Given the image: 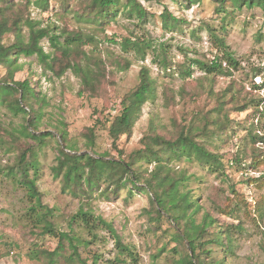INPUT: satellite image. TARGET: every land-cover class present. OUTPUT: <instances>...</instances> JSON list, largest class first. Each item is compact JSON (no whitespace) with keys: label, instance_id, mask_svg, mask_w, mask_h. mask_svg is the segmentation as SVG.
<instances>
[{"label":"rangeland","instance_id":"374dc122","mask_svg":"<svg viewBox=\"0 0 264 264\" xmlns=\"http://www.w3.org/2000/svg\"><path fill=\"white\" fill-rule=\"evenodd\" d=\"M30 1L29 17L36 22L35 28L48 29L50 34L58 36L61 42L63 30L71 32L81 28L84 32L92 33L86 26L79 27L73 14L62 16L55 1L49 2L48 11L37 9L32 3L34 0ZM87 1L71 0L69 8L78 10L80 2L83 5ZM140 2L147 10L146 18L142 22L134 18L127 19L119 14L116 21L111 22L104 33L97 36L99 49L102 50L101 56L106 65V80L96 97H90L87 93L80 94V79L70 71L57 78L44 69L35 56L21 57L18 60L22 69L15 73L14 81L27 80L36 94L45 100L42 121L38 126L39 132L49 133L54 140L60 141V134L64 130L71 141H76L74 144L78 153L91 154L81 135L87 128H93L94 150L99 154L119 156L108 138L107 121L118 114L122 97L137 85L142 66L149 69L150 78L154 81V93L152 99L142 105L131 133L122 136L117 144V148L123 151V156L139 149V140L151 122L165 126L173 132L175 127L187 126L191 120L195 122V117H199L201 121L208 112H211V119L221 120L222 113L219 115L213 110L217 106V96L231 81L239 84L241 88L238 99L240 104L244 103V98L260 97L263 99L260 110H264V86L259 91L252 90L253 84L259 86L264 81V16L260 8H243L239 12L236 11L234 19L229 21L223 20L222 14L214 13V3L211 0H202L189 8L180 7L173 0ZM164 9L174 17L186 20L187 25L182 32H166L162 29L159 15ZM207 27L212 29V33L224 38L226 46L241 69L235 71L223 65L231 76L215 77L212 82L200 80L204 78L203 74L194 69L192 79L184 82L180 71L190 65V60L207 62L218 51ZM28 34L29 29L23 27L24 40H27ZM125 38L131 41L137 38L148 40L155 48L164 45L172 62L171 76L165 75L152 64L151 53L142 61L132 51L125 52L120 45L111 41ZM12 41V37L5 38L6 43ZM41 46L44 52H52L47 38L42 39ZM123 60L128 62L127 67ZM251 69L259 70V75L252 78ZM4 74L5 70L0 69V76ZM193 79L200 82L196 80L195 83ZM181 89L183 94L179 92ZM226 107L225 112L231 120L233 131L222 134L221 139L214 137L215 145L207 146L209 151L221 157L223 174L210 172L196 162L186 160L176 165V170L186 172L189 177L187 187L192 190L201 205L202 209L196 215L197 222L207 212L218 224L242 228L233 235L234 247L230 254L223 258L224 254L219 248L210 246L212 256L223 258L225 264H264V187H258V183L253 181L264 178V165L255 166L251 157L252 154L264 153V141L260 143L253 140V136L264 137V114H255V106H248L240 113L233 111L232 105ZM22 124V116L15 117L6 108L1 109L0 128L16 131ZM207 129L215 131L216 127L210 124ZM0 133L3 135L1 130ZM53 148L48 145L44 149L45 153L39 158L40 172L36 184L42 194V204L53 209L56 216L54 220L60 231L69 233L71 217L81 208L84 211L90 209L95 217L110 223L122 243L134 252L135 260L127 259L126 264H173L169 260L172 257L177 259L171 252L174 243L168 245L167 251L161 257L152 258L156 248L169 239H160L157 243L160 233L157 232L154 236L148 232L147 221L143 216V210L149 208L146 197L136 193L132 198L126 199V191L123 190L117 199L105 201L97 198L86 205L80 199L63 193L59 180L53 178L51 173L56 156ZM14 158V154L0 150V167H8L14 162ZM237 159L238 164L235 162ZM231 188L241 194L246 206L237 202ZM28 200L24 189L13 185L9 179H0V264H43L31 261L26 256L36 240L32 233L36 229L27 222L24 215L30 206ZM226 203H230L235 209L231 217L219 213L214 206H223ZM245 207L255 222L243 214ZM72 226L74 224H71ZM161 227L165 228L166 224L163 223ZM231 228L234 230V227ZM83 236L91 242L79 249L87 264H115L114 243L105 230H96L95 239L85 234ZM57 243V238L46 236L43 239L45 247L51 250L56 248Z\"/></svg>","mask_w":264,"mask_h":264},{"label":"trees","instance_id":"16d2710c","mask_svg":"<svg viewBox=\"0 0 264 264\" xmlns=\"http://www.w3.org/2000/svg\"><path fill=\"white\" fill-rule=\"evenodd\" d=\"M50 1L34 0L32 3L37 9L48 11ZM53 1L58 4L62 16L73 14L79 27L86 26L92 33L84 32L81 28L71 32L63 30L61 42L59 37L51 35L48 29L35 28L36 22L29 17L30 0L24 2L0 0V69L5 70V74L0 76V111L6 108L13 116H22L23 119V124L16 131L0 128L3 133V135L0 133V150L15 155L11 165L4 169L0 167V179H9L13 185L24 189L29 199L30 206L24 215L27 222L36 229L32 232L36 240L28 250L27 258L43 264H87L81 257L79 249L91 242L83 235L95 239L96 230L103 229L114 243L116 255L113 263L126 264L127 259L135 260L134 252L122 243L113 226L102 218L95 217L90 209L84 211L81 208L71 217L69 233L60 231L54 220L56 216L53 209L42 204V194L36 184L40 172L39 158L45 153L44 149L51 145L56 152L51 173L53 178L59 180L63 193L80 199L86 205L97 198L105 201L117 199L123 190L126 191V199L132 198L136 193L146 197L149 208L143 210V216L147 221L148 232L154 236L157 232L160 233L157 243L161 241L160 239H169L163 242L161 247L156 248L152 254L153 259L161 257L167 251L168 245L174 243L171 252L177 259L172 257L169 260L173 264H225L223 258L233 251V235L242 228L231 226L234 227L233 230L229 225L218 224L207 212L197 222L196 215L202 209L201 205L192 190L187 187L189 177L186 172L176 170V165L182 160L193 161L210 172L223 174L221 157L209 151L207 146L215 145L214 137L221 139L222 134L233 131L230 126L231 120L225 112L226 106L232 105L233 111L239 113L245 111L248 106H255L254 113L262 116L264 110H260V105L263 99L242 97L244 103L240 104L238 99L241 88L239 84L231 81L217 96V106L213 110L219 115L222 113L221 120L211 119V112H208L201 121L199 117H195V122L191 120L187 126L175 127L176 130L173 132L167 130L165 126L151 122L139 140V149L123 156V151L117 148V144L122 136L131 133L142 105L151 100L154 93V81L150 78L149 69L142 66L137 85L122 97L118 114L107 121L108 138L119 156L99 154L94 150L93 128H87L81 135L85 147L92 153H78L74 144L76 141H71L66 131L61 132L60 141L54 140L49 133L38 131L45 100L36 94L27 80L14 81L15 73L22 69L18 60L21 57L35 56L44 69L57 78L70 71L80 79L79 93L96 97L106 80V65L101 56L102 50L99 49L100 42L97 36L103 34L105 28L111 22H115L119 14L127 19L134 18L142 22L146 18L147 10L140 0H88L83 5L81 0L78 10L69 8L71 0ZM143 1L150 3L156 0ZM201 1L173 0L176 5L184 8ZM211 1L214 3V13L222 14L223 20L232 21L235 12L243 8L258 7L264 16V0ZM159 20L166 32H182L187 25L186 20L174 17L167 9L159 15ZM23 27L29 29L27 40L23 39ZM208 30L218 51L207 62L190 60V65L180 71V77L184 82L192 79L194 69L203 74L204 78H199L200 80L208 82L214 81L215 77H230L231 74L225 66L235 71L241 69L226 46L224 38L212 33V29ZM6 37H12V43H6ZM44 38L48 39L52 52H44L41 46ZM111 41L115 45H120L125 52L132 51L142 61L151 53L152 64L165 75L171 76L172 62L164 45L155 48L150 41L140 38L134 41L127 38ZM125 66H128V62ZM251 72L252 78L260 73L256 69H251ZM196 80L195 83L200 82ZM199 85L202 86L201 83ZM263 86L264 81L259 86L253 84L252 90L259 91ZM179 92L183 94V89ZM210 124L216 127L215 131H208L207 126ZM254 139L260 143L264 141L263 136H253ZM251 157L255 161V166L264 165V153L252 154ZM235 162L238 164L239 160ZM253 181L258 183V187H264L263 177ZM231 193L237 202L246 206L241 194L234 188H231ZM214 206L225 216L231 217L235 213L230 203ZM243 214L255 222L246 207ZM163 223L166 224L165 228L161 227ZM71 224L74 226L71 227ZM46 236L57 238L55 249L45 247L43 239ZM210 246L219 248L224 254L223 258H214Z\"/></svg>","mask_w":264,"mask_h":264}]
</instances>
